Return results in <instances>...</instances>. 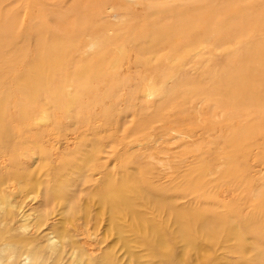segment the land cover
Returning <instances> with one entry per match:
<instances>
[{
  "label": "bare ground",
  "instance_id": "obj_1",
  "mask_svg": "<svg viewBox=\"0 0 264 264\" xmlns=\"http://www.w3.org/2000/svg\"><path fill=\"white\" fill-rule=\"evenodd\" d=\"M132 1L110 0L112 5L105 3L108 5L106 12L100 16L104 23L94 24L91 20L95 17L93 19L91 17L95 16L92 9L96 5V0H0V264H119L118 259L112 254L113 245H105L110 236L105 235L107 239L101 236L104 231L109 232V230L114 232L112 236L123 243L128 242L124 234L136 236L133 241L138 245L137 248L148 253V255L136 254L131 247H127L128 264H153L156 259H159L161 264H179V256L183 259L188 257L189 254L185 248L189 249V241L196 239L195 233L200 232L199 228L205 234L201 237L203 240L201 249L195 241L196 262L200 264H264L262 253L254 254L251 259L242 260L246 257L244 255L246 243L243 241H248L249 235L256 238L259 234L256 231L253 233L250 228L247 230L246 225L252 222L261 223V226L264 224V211L261 212L258 207V200L262 198L264 189V142H244V132L251 128V124L247 123L248 119L251 121V112L254 113L255 108L264 102V94L259 95L260 91L264 92V0H241V3L236 0V2L239 1L236 5L231 4L234 0H212L211 20L219 22L225 30L222 35L220 34L221 36L212 39L213 50L210 49V51L221 52L224 55V61L229 63V67L223 69L224 74L219 71L221 77L213 80L210 88L211 97L215 100V102L212 101L215 103L213 106L220 102V107L227 116V118L225 116L226 121H218L219 123H214L212 126L213 130L219 128L227 134V142L225 141L227 149H224L227 150L224 157L225 177L222 181L226 187V197L234 199V202L229 204L226 221L223 220V224L226 225V230L221 232L225 234L223 247L221 244L217 245L218 234L211 228V225L218 227L219 220H211L209 223L195 221V215H188L185 212L183 214L184 209H180L178 202L174 203L175 206L168 205L166 200H158L154 197V188L149 187L151 183L144 188L148 193L147 196L132 197L128 189H137L138 183L123 182L117 187L111 181L104 184L102 178H95L97 174H102L108 168L107 163H102L101 157L97 159V165L90 164V168L86 169L85 166L81 170L77 168L72 174H60L58 169L64 168L51 167L48 170L53 174H46L44 179L36 175V172L41 169L36 161L40 159L38 156L26 160V166L21 167L14 163L12 154L17 148L25 150L29 146V140L26 138L22 140L27 132H23L25 128L21 131L18 127L20 141L12 142V134H15L17 130L13 133L12 128L8 125L4 126L8 111L6 102L10 99L12 92L15 97L19 96L21 102L18 101V104L29 99L30 105L34 106L36 104L34 97L41 93L43 84L39 86L41 83L37 85L36 82L31 81L41 76L43 72L42 70L33 72L35 76H30L28 81L26 77L29 74L25 77V74L18 73L13 78L10 74L16 72L18 65L23 70L26 68L29 70L32 66L45 65L43 61L47 60L54 63L56 60L62 62V65L68 64L72 59L71 54L63 50L70 51L74 48L77 49L76 54L81 46L87 50L91 49L98 41L89 34L114 30L113 24H117L119 20L128 27L136 26L134 22H127V18H130L133 13L130 10L126 11L128 8L126 4L129 6L138 4L141 7L144 2ZM188 2L192 4V8L185 9L186 13H183L177 8L168 7L161 0L159 3L163 4L161 11L170 16V22L162 30L154 31L153 28L150 31L152 33L146 47H139L138 43L135 45L133 55H138L136 59L146 56L145 61L150 62L152 58L148 55L155 54L163 47L173 49L182 44H195V1L188 0ZM124 4L126 9L121 11L120 6ZM143 7L146 10L144 18L148 19L149 11L150 15L153 13L151 11L154 4L152 6L150 3H144ZM180 7L179 9H183ZM161 11L154 12L156 15L153 14V16L162 15ZM229 11L235 12L229 14ZM84 14L91 22L87 24L81 22V19L88 21ZM237 14L244 18H236V21L232 23ZM97 19L96 17L95 20ZM74 21H76L75 26H73ZM214 32L211 31L210 35L213 36ZM257 33L260 37H256ZM83 35L88 37L85 38ZM115 39L116 36H113L111 40ZM66 41L69 42L68 46ZM103 43L102 45H107V42L103 41ZM73 44L75 45L69 48ZM231 45L236 46L235 53L232 52ZM32 48L36 50V55L31 57ZM48 49L51 53L45 52ZM218 55L220 58V53ZM163 57L164 55L159 60ZM180 58L183 62L184 57L180 56ZM216 62L221 63L218 58ZM153 92L154 89L149 86L145 97L152 96ZM215 111L217 113V110ZM48 116L46 113L35 120L23 112L16 117L22 121L45 123L48 122ZM104 119L107 122V117ZM108 121H110L109 117ZM108 125L111 123L109 122ZM29 126L33 127L31 122ZM245 137L247 140V134ZM33 139L39 138L35 139L33 136ZM104 147L97 141L93 152L101 154ZM120 155L122 153L115 157L120 158ZM13 170L15 171L11 172ZM73 175L78 176L72 179ZM165 177L160 176L159 179H165ZM177 177L170 178L177 180ZM164 187L166 188V185ZM119 189L120 193H118ZM172 194L184 197L183 192ZM255 195H257L256 201L252 200ZM105 205H108L106 211ZM148 206L152 209L147 212L142 210ZM25 209L30 212L26 213ZM246 210L249 214L243 217L242 213ZM165 215H167L166 219ZM189 223L192 226H188ZM174 228L181 231L180 237L185 246H178L172 235ZM241 238H244L241 243L232 248L234 250L231 251L232 254H240L233 261L227 256L230 253L228 251L231 250L228 243L236 242ZM212 240L215 244L209 243ZM203 242L211 246L209 254H205L204 249L209 246ZM103 243L106 247L104 253H102ZM179 249H181L180 252ZM218 252H222L223 255L219 256ZM184 261L190 264V259H184Z\"/></svg>",
  "mask_w": 264,
  "mask_h": 264
},
{
  "label": "rangeland",
  "instance_id": "obj_2",
  "mask_svg": "<svg viewBox=\"0 0 264 264\" xmlns=\"http://www.w3.org/2000/svg\"><path fill=\"white\" fill-rule=\"evenodd\" d=\"M96 1V5L92 9L95 16L91 18L97 17L98 21L95 18V21H91L94 24H101L104 22L100 16L106 12V6H108L106 4L111 2L105 0V4L103 0ZM98 1L101 7L97 5ZM135 1L150 3L152 6L154 4L152 15L149 11L148 19L144 18L146 13L143 7L144 3L141 7L138 4L130 6L126 4L127 9L125 4L121 5V11L126 9L133 13L130 17L131 20L127 18V22H134L136 26L128 27L122 24V20H119L117 24H113L114 30L89 34L98 41L93 44L91 49L87 50L80 45V51L78 50L75 54L77 49L71 48L75 45L73 44L69 46L70 51L63 50L71 54L72 59L68 64L62 65V62L55 60L54 63L47 60L43 61L45 65L32 66L29 70L27 68L23 70L19 65L16 66V72L10 74L11 78L18 73L19 75L25 74V77L29 74L26 77L27 80L30 76H35L33 72L42 70L43 74L41 73L40 78L37 77L31 82H36L37 85L41 83L39 86L42 84L43 86L41 87L42 91L39 90L41 93L34 97L36 107L30 105L29 99L18 104L21 100L19 96L15 97L12 92L10 99L6 102L8 111L5 115L4 126L8 125L12 128L13 133L19 128V130L25 128L23 132L27 133L23 135L22 140L25 138L29 140V146L25 150L17 148L12 154V159L15 164L22 167V165L26 166V160L38 156L40 159L36 161L41 169L36 172V175L38 178L44 179L46 174H53L48 170L51 167L64 168L58 169L60 174H72L77 168L81 170L85 166L87 169L91 165H97V159L101 157L102 163H107L108 168L102 174H97L95 178H102L104 184L111 181L117 187L123 182L138 183L137 189H128L132 197L147 196L148 193L144 188L151 183L149 187L153 186L154 197H157L158 200H166L168 205L175 206L174 203L178 202L180 209H184L183 214L185 212L188 215H195V221L209 223L211 220H219L220 225L218 227L211 225V228L218 234L217 245L221 244L223 247L225 234L223 235L221 232L226 230L223 220L226 221L229 204H232L234 199L226 197V187L222 181L225 177L224 157L227 150L224 149H227L225 147L227 134L219 128L213 130L212 126L214 123L226 121L227 116L220 107V102L216 104L218 106H213L215 103L212 101L215 102V100L211 97L210 88L212 81L221 77L219 71L224 74L223 69L229 67V63L224 61V55L221 52L214 53L210 49L213 50L211 46L213 40L215 37L221 36L225 28L221 27L219 22L214 21V23L211 20L212 0H192L195 1V44H182L173 49L163 47L155 54L148 55L152 58L150 62L145 61L146 56L136 59L138 55H133L135 45L138 43L139 47H146L147 40L151 37L152 32L150 31L153 28L154 31L162 30L170 22V16L166 15L165 11V13L161 11L163 4L177 8L183 13L191 9L192 4L187 3L188 0H162L163 4H159L161 0ZM189 1L191 2V0ZM239 1L241 3V0ZM239 1L234 0L231 4L236 5ZM178 6L183 9H179ZM157 11H161L164 16L163 14L155 16ZM234 12L229 11V14ZM153 14L155 15L153 16ZM237 15L231 21L232 23L236 21V18H244L240 14ZM85 18L88 21L81 19L82 23L91 22L87 15ZM75 22H73V26H75ZM161 22L163 23L160 24ZM217 23L219 24L218 28L221 27L220 29L217 28ZM211 31H215L219 35H215L214 32V35L211 36ZM117 33L118 35H116ZM232 33L235 34L234 31ZM83 36L88 37V35ZM113 36H116L115 40H111ZM256 37H260L258 33ZM138 39H142L143 42ZM72 40L75 39L72 38ZM103 41L107 42V45H102ZM66 42L68 46L69 42ZM236 49V46L231 45L232 52L235 53ZM24 52L26 53V51ZM45 52L51 53V50L48 49ZM45 52L43 51V53ZM218 53L221 55L220 58ZM213 54L216 55L213 56ZM35 55L36 50L32 48L31 57ZM162 55H164L163 59L159 60ZM180 56L184 57L183 62H181ZM217 58L221 62L220 64L216 62ZM147 64L149 65L147 66ZM233 65L235 66V64ZM230 67H232L231 63ZM44 79L47 81H43ZM149 86L154 89V92L152 96L146 98L145 93ZM262 92L260 91V96L264 94ZM263 103L258 106L259 108H255L254 113L251 112V121L249 119L247 121L248 124H251V128L245 130L244 142H264ZM215 110L217 113L219 112L218 115ZM23 112L35 120L39 119L40 115L47 113L49 119L45 123L17 119V114ZM42 112L44 113L42 114ZM103 117H107V122ZM108 117L110 121H108ZM30 122L33 127L29 126ZM109 122L111 125H108ZM19 133L17 130L15 134H12V142L20 141ZM161 133L165 135H159ZM246 134L249 141L246 140ZM33 136L35 139H39L34 140ZM97 141L105 146L102 148L101 154L93 152ZM32 149L33 151H31ZM119 153H122L121 157L116 158L115 156L118 157ZM34 168H30V170H34ZM77 176L73 175L72 179H76ZM160 176L167 178L159 179ZM172 176H178L177 180L170 178ZM120 192L119 189L118 193ZM182 192L184 197L172 194H182ZM256 196L252 200L256 201ZM258 204L260 211L263 212L264 189ZM105 206L104 210L106 211L108 205ZM150 209L152 207L148 206L142 210L147 212ZM24 211L30 212L26 209ZM247 211L242 213L243 217L248 216ZM166 216H164L165 219ZM122 218L121 216V223ZM188 226L192 225L189 223ZM249 228L253 233L256 231L259 234L256 238L249 235L248 241H243L246 243L244 252L246 257L242 260L251 259L254 254H264V224L261 226V223L252 222L246 225V229ZM101 229L103 230V227ZM199 230L200 232L195 233L196 239L189 241V249L185 248L189 255L184 259H190V264H200L195 259L194 245L197 241L196 245H199V249H201V241H203L201 237L205 232L200 228ZM107 234L110 236L109 239L105 238ZM112 234L114 232L109 230V232L104 231L101 236L107 239L105 245H113L112 254L118 259L119 264L129 263L126 257L127 247H131L136 254L146 253L148 255L146 251L137 248L138 245L133 241L136 236L129 234L130 237L128 234H124L128 242L123 243ZM172 235L179 247L185 246L180 237L181 231L174 228ZM243 239L228 243L231 250L228 251L230 253L227 256L231 260L235 261L234 259L240 255L232 254L234 251L232 248L234 245L240 244ZM209 243L215 244L214 240ZM105 245L103 243L102 253L106 250ZM208 246L209 248L204 249L205 254H209L208 252L211 250V246ZM218 253L219 256L223 255L222 252ZM184 259L179 256V264H186ZM153 264L161 263L159 259H156Z\"/></svg>",
  "mask_w": 264,
  "mask_h": 264
}]
</instances>
